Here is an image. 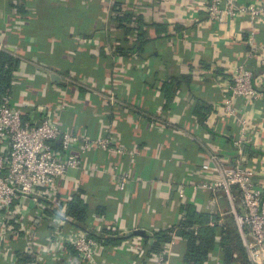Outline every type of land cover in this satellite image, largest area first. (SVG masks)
Segmentation results:
<instances>
[{"label": "crops", "instance_id": "obj_1", "mask_svg": "<svg viewBox=\"0 0 264 264\" xmlns=\"http://www.w3.org/2000/svg\"><path fill=\"white\" fill-rule=\"evenodd\" d=\"M194 1L0 0V44L6 42L3 27L23 20L21 42L12 56L18 59L15 71L31 74L32 81L25 87L16 82L22 86L13 94L19 102L30 109L37 105L53 109L58 100H65L66 112L57 118L62 126L90 136L101 135L103 128L114 142L136 150L134 161L94 150L86 160L93 161L94 155L104 172L70 171L58 181V196L62 200L81 197L91 210L88 220L101 218L93 227L106 231L101 236L111 237L115 245L124 241L116 237L123 232L134 235L127 237L133 245L140 241L152 245L157 232L174 227L185 216L177 196L179 181L188 179L211 154L223 151L220 137L234 134L221 110L222 85L236 64L258 67L248 53L264 51V24L252 37L247 22H209L201 4ZM239 1L256 4L259 0ZM17 12L21 15L14 18ZM25 12L29 15L22 17ZM142 39L145 43L140 46ZM114 48L136 55L139 65L114 59ZM260 77L264 81V73ZM116 81L124 96L115 106L109 108L100 95L90 96ZM169 110L173 123L167 119ZM247 116L254 126L253 141L262 148L252 145L250 155L264 181V166L257 161L264 156V103L259 102ZM130 164L134 180L121 192L113 179L114 168H130ZM197 184L192 181L188 195ZM196 194L188 207L198 214L214 213L212 219L222 222L225 204L201 188ZM51 225V219L41 223L37 246L48 245ZM14 232L17 236L10 243L17 261L28 262L31 257L22 255L28 239ZM175 241L172 252L183 260L186 244L179 237ZM3 247L1 240L0 264H9ZM74 257L73 251L63 254L58 264H81Z\"/></svg>", "mask_w": 264, "mask_h": 264}, {"label": "built area", "instance_id": "obj_2", "mask_svg": "<svg viewBox=\"0 0 264 264\" xmlns=\"http://www.w3.org/2000/svg\"><path fill=\"white\" fill-rule=\"evenodd\" d=\"M196 1L201 4L209 22L226 24L234 19L243 20L247 22L248 33L252 37L257 26L264 24V0L256 4L239 0ZM22 27L21 18L3 27L6 42L0 44V51L10 55L17 52ZM113 57L139 65L134 60L136 55L124 57L115 53ZM248 57H255L258 67L250 68L245 63H238L231 77L222 85L224 101L221 110L231 121L234 134L231 138L220 137L223 151L211 154L209 161L200 163L188 179L179 181L177 196L184 206H189L197 197L196 190L201 188L220 204L227 202L248 264H264V181L259 178L257 163L250 155L252 145L262 148L253 141L254 126L247 116L259 102L264 103V81L260 77L264 73V51L248 53ZM12 80L10 89L0 94V241L4 242L3 255L10 258L9 264H22L17 261L10 243L11 238L17 236L14 230L28 239L22 253L23 257H31L26 264H58L62 255L70 251L75 254L73 260L81 264H184L172 252L176 243L173 235L155 251H150V245L143 241L133 245L127 240L132 234L124 232L116 236L123 237V242L108 246L104 239L97 240L94 236L100 229L93 227V222L99 224L101 218L94 216L79 225L69 216L71 198L62 200L58 196L61 178L70 171L92 175L97 170L104 172L103 168L97 167L94 155L93 161L86 160L94 150L106 151L130 161L136 159V150L133 146L114 142L112 135L106 134L103 128L100 129L101 135L90 136L62 126L57 118L66 112L65 100H58L53 109L41 105L30 109L13 94L22 87L17 85V81L23 82L24 87L31 83V74L14 71ZM52 91L56 94L58 90L52 86ZM96 95L105 98L109 108L124 96L117 81L107 82L98 93L90 96L96 98ZM244 104L248 106L244 107ZM168 115L171 117L167 119L173 123L172 110ZM257 161L264 166V156ZM130 165L125 169L119 165L114 168L113 179L121 192H125L128 183L134 180L133 166ZM195 180L198 184L188 195L186 189ZM26 214L30 216L28 219ZM214 216L210 213L208 225H222L221 220L216 224L212 219ZM47 219L52 221L48 245L39 247L35 239L39 237L41 223ZM183 219L184 216L181 217ZM219 240L216 239V246L209 254L211 264H225Z\"/></svg>", "mask_w": 264, "mask_h": 264}, {"label": "trees", "instance_id": "obj_3", "mask_svg": "<svg viewBox=\"0 0 264 264\" xmlns=\"http://www.w3.org/2000/svg\"><path fill=\"white\" fill-rule=\"evenodd\" d=\"M17 13L14 14V18L21 15L20 13ZM26 15L29 14L25 12L22 17ZM144 43V39L139 40L140 46ZM137 49H140V47ZM121 50H117V48L112 49V55L115 53H121L120 55L123 54L122 56L131 55L128 53L130 51ZM17 65V58L4 51H0V94L5 93L10 89L13 72ZM197 111L198 110L195 107L193 110L194 114H197ZM183 209L185 211L184 219L181 220L176 227L157 232L155 234V241L149 246L150 251L159 250L160 245L169 241L173 235L181 238L186 244L183 257L184 264H206L209 262L210 252L214 250V247L216 246V239L219 238V244L222 247V257L225 264H248L245 249L235 229H230L229 225L226 224L214 225L211 227L208 225L209 214H198L192 211L188 206H185ZM90 211V207L81 197L74 196L71 198L68 206V214L76 220L77 224L82 225L87 223ZM215 219L217 220V218ZM105 232L106 231H101L94 236L97 240L104 239L108 246L115 245V242L111 237L105 238L101 236L103 235L102 233ZM22 264H26V262Z\"/></svg>", "mask_w": 264, "mask_h": 264}, {"label": "rangeland", "instance_id": "obj_4", "mask_svg": "<svg viewBox=\"0 0 264 264\" xmlns=\"http://www.w3.org/2000/svg\"><path fill=\"white\" fill-rule=\"evenodd\" d=\"M237 203H238V201H237ZM223 210H224V212H226V214L223 216L222 223L226 224V225H229L230 229H235L236 230V227L234 225L232 216H231V214L229 212V204L227 202H225V208Z\"/></svg>", "mask_w": 264, "mask_h": 264}]
</instances>
